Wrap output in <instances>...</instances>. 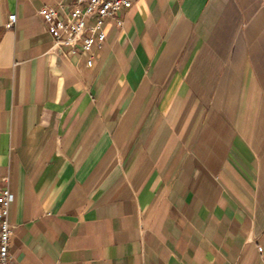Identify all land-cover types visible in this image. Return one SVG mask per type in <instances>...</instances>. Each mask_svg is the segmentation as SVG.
<instances>
[{"label": "crops", "instance_id": "crops-1", "mask_svg": "<svg viewBox=\"0 0 264 264\" xmlns=\"http://www.w3.org/2000/svg\"><path fill=\"white\" fill-rule=\"evenodd\" d=\"M74 2L0 0L13 264H264V0H136L90 67Z\"/></svg>", "mask_w": 264, "mask_h": 264}, {"label": "built area", "instance_id": "built-area-1", "mask_svg": "<svg viewBox=\"0 0 264 264\" xmlns=\"http://www.w3.org/2000/svg\"><path fill=\"white\" fill-rule=\"evenodd\" d=\"M136 0H75L72 8L65 13L62 6H45L39 10L48 30L53 36V49L63 50L67 56L74 54L79 46L87 54V66H92L100 50L103 49L107 34L105 19L117 18V26L123 27L124 20L119 17L123 9L131 8ZM17 22V14H11L6 24L8 28ZM15 194L8 186H0V264H13L9 241L14 233L10 222V210ZM261 249V248H260Z\"/></svg>", "mask_w": 264, "mask_h": 264}]
</instances>
